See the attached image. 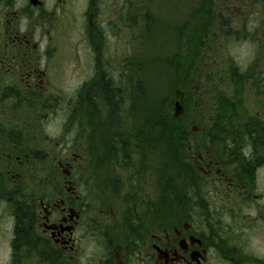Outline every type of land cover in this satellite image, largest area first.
I'll return each mask as SVG.
<instances>
[{"label":"flooded vegetation","instance_id":"flooded-vegetation-1","mask_svg":"<svg viewBox=\"0 0 264 264\" xmlns=\"http://www.w3.org/2000/svg\"><path fill=\"white\" fill-rule=\"evenodd\" d=\"M95 2L0 0V102L38 97L47 108L46 103L59 101L44 90L58 79L54 72L59 76L62 71L53 61L56 50L71 49L74 53L66 61L74 63L70 70L79 75L85 93L72 95L63 105L60 128L83 131L90 117L87 131L89 127L93 132L96 110L88 92L93 88V29L104 26L98 22ZM145 4L118 0L116 18L123 21L136 11L143 21ZM98 67L94 82L113 84L109 69L103 63ZM4 106L0 264H264V151L257 143L235 159L219 157L223 152L207 145L202 150L189 148L191 154L181 161L195 162L202 178L184 174L186 166L180 165L179 174L171 176V188L163 189L155 168L147 174L142 143L134 137L123 143L115 133L111 150L107 133L101 131L93 138V163L78 154L73 161L63 156L54 162L58 156L51 158L41 145L34 151L29 137L41 132L37 119L46 113L38 110L31 115L25 106L19 110ZM87 106L89 115L78 110ZM39 151L44 157L35 155ZM47 156L58 170L39 166ZM83 161L93 166V206L83 201ZM147 179L158 189L146 192Z\"/></svg>","mask_w":264,"mask_h":264},{"label":"rangeland","instance_id":"rangeland-1","mask_svg":"<svg viewBox=\"0 0 264 264\" xmlns=\"http://www.w3.org/2000/svg\"><path fill=\"white\" fill-rule=\"evenodd\" d=\"M95 3H98L100 13L101 21L98 22L104 26L101 25L93 29V85L96 84L94 81L98 78L94 77L96 69L100 63H103L109 69L108 74L109 77H112L113 84L120 89L123 95L122 99L125 101L127 97L132 98L134 108L128 114L135 127L143 126L141 117L142 115L145 117V112L141 111L145 104L144 101L153 102L154 107H159L160 101L168 97L175 89V81L171 74L173 63L190 68L187 83H190L193 95L201 94L202 97L203 93L212 95L213 92L220 91L221 96H215H219V99H234L240 116H243L245 120L253 118L254 123L264 122V87L255 88L252 83V76L256 75L260 69L264 71V3L256 4L253 0H244V2L238 0H145V19L143 21H139L134 15L136 11L128 14L129 16L125 20H118L116 18L118 0H96ZM119 13L121 14L120 11ZM98 32L102 35H99ZM187 49L190 50L187 57L184 58L182 54ZM82 50L80 49V51ZM71 53H74L71 49L63 47L56 50L53 61L62 71L59 69V76L58 72H54L58 79L54 83H50L44 90V93L48 92L49 96H55L56 99L60 97L59 101L46 103L47 108H43L44 102H42V98L38 97H34L33 101L28 102H0V110L5 109V104L10 105L9 108L6 107L8 110H19L25 106L31 115L38 110H43L46 117L37 119L42 122V124L39 123L41 132L34 131L29 135L33 147H35L34 151L39 150L37 148L40 145L44 147L43 144H45V147H41L40 150L44 149L51 158L54 155L58 156L53 160L54 162L63 156H67L69 161H73L74 158L79 157L76 156L78 154L90 158L93 163V138L96 140L99 137L96 127L97 125L108 127L110 120L105 119L101 124L95 113V115L93 114V132L89 131V127L92 125L90 117H87V124H83L84 128L81 127L80 121L78 122L83 131L74 128L69 132L60 128L63 105L72 95L85 93L79 85L81 83L79 75L70 70L72 68L70 66H73L74 63L71 59H69V63L66 61L68 55L71 57ZM101 55L103 57L99 61L98 58ZM192 61L195 63L194 68H192ZM234 68H237L241 75L243 74L244 85L238 84L241 80L236 81L237 85L232 83L233 79L229 75L231 69ZM234 77L237 79L236 76ZM193 81H199L197 89L193 87ZM139 82H142L146 92H139L135 96L134 85ZM238 92L242 94L239 95ZM230 95H235V97H229ZM61 97L64 98L63 102ZM169 99V111L172 113V118H178L185 112H189L195 117L190 120V123H193L189 125L191 131H196L198 125L207 118L205 110L202 117L197 116L205 108L204 97L200 98L199 107L194 100H190L191 104L186 106V110L183 109L185 103L182 102L181 96L175 93ZM208 105L211 110H216L219 107L214 101H209ZM228 106L233 107L229 104L224 109ZM138 107L141 109L137 110ZM94 108L93 104V112ZM78 110H87L89 115L90 107H79ZM74 121L73 117L72 122ZM209 122L211 121L206 123L209 125ZM87 125L89 126L88 131ZM144 130L148 133L152 131L146 126H144ZM199 137L200 135L198 138H194L200 139ZM243 147H238L235 153L226 151L222 155L228 159L243 157L249 153H247L246 147ZM39 155L44 157L43 152ZM50 157L46 158L44 162L40 161L39 166L45 165L46 168L51 167L58 170L59 166L55 165ZM150 157L146 169L147 174H150L151 169L154 171L155 168V173L161 174L157 182L160 184L161 181L163 189H170L171 176L179 174L177 167L173 164V156L169 153L167 157L161 150V159ZM181 165L186 166L184 174L192 173L194 176L198 175L197 179L202 178L195 162H182ZM230 167L233 168L232 165ZM80 173L83 201L93 206L92 164L82 163ZM152 179L155 181L154 177ZM153 183L148 179L145 180L146 192L158 189V186L154 189Z\"/></svg>","mask_w":264,"mask_h":264},{"label":"trees","instance_id":"trees-1","mask_svg":"<svg viewBox=\"0 0 264 264\" xmlns=\"http://www.w3.org/2000/svg\"><path fill=\"white\" fill-rule=\"evenodd\" d=\"M238 1L244 2V0ZM253 1L256 4L264 3V0ZM189 50L190 49L185 50L182 57H187ZM193 61L192 68L195 66ZM172 66L173 72L171 74L173 76V80L175 81V89L171 91L168 97L160 101L159 107H154L153 102L144 101L145 104L141 111L142 113L145 112V117L143 115L141 117V123L143 126L135 127L133 125V121L131 122V118L128 113H130L134 108L132 98L127 97L124 101L122 99L123 95L120 89L109 80L104 81L99 85H93L92 90L91 87L89 88L88 92L93 94V104L95 106L94 110H96L99 122L103 124L105 119L110 120L108 127L105 125H97L96 132L99 136L102 134L100 133L101 131L107 133V139L105 138V140L111 142V150L115 149V146L112 144V135L117 133V135L122 136L120 141L123 143L132 141L133 137L136 141H140V143H142V151L145 157L144 164L146 167L149 159L151 158L150 156L159 157V159H161V150L165 152L167 157L169 153L173 156V164L176 167H179L182 164V159H187L188 154H191V150H189V148L192 150H202L203 148H206L207 145L211 146L213 151H216L219 154L220 152L225 153L226 151H232V153H235L238 147L244 146L243 148L246 147L249 149L251 143H257L259 149L264 151V122L254 123L255 120H253V118L245 120L243 116L241 117L234 99H219L220 97L216 96L215 100H213L214 95L221 96L220 91L213 92L210 96L204 93V95L202 94V97L201 94L193 95V89L190 83H187L188 76H190V68L183 65L179 66L174 63ZM231 70L232 71H230L229 76L233 79L232 83L237 85L236 81L241 80L238 84L242 83L244 85L245 82H243V74L241 75L237 68ZM234 76H236L237 79H234ZM252 83L255 88H259L261 86L264 87V71L261 69L257 71V74L252 76ZM193 87L197 89L199 87V81H193ZM139 92H146L143 88L142 82L134 85V95L136 96ZM175 93L176 95L181 96L182 102L185 103L183 107L184 110H186V106L191 104L190 100H194L199 107V100L204 97L203 100L206 102L205 108H203L201 114H197V116L202 117L205 110L207 118L204 119L200 125H198V129L196 131H191L189 129V125L193 124L190 123V120L195 118L193 115H190L189 112H185L178 118H172V113L169 111V98ZM238 93L239 95L242 94L241 92ZM209 101L216 102L217 107H219L216 108V110H211V107L208 105ZM229 104L233 105V107L228 106L224 109V107ZM140 109L141 108L139 107L137 108V110ZM208 121H211L209 122V125L206 123ZM212 125L213 127H223L224 129H206L208 126ZM144 126L152 129V131L149 133L146 132V130H144ZM198 135H200V139H195L194 137L198 138ZM215 143H220V145H216ZM35 155L41 157V155ZM220 156L224 157L222 154L219 155V157Z\"/></svg>","mask_w":264,"mask_h":264}]
</instances>
